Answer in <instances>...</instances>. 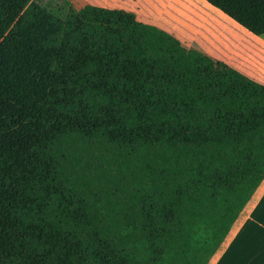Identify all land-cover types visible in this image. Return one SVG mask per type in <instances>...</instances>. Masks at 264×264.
Returning <instances> with one entry per match:
<instances>
[{"label":"trees","instance_id":"16d2710c","mask_svg":"<svg viewBox=\"0 0 264 264\" xmlns=\"http://www.w3.org/2000/svg\"><path fill=\"white\" fill-rule=\"evenodd\" d=\"M206 1L264 36V0ZM135 18L0 0V264H210L264 182V85Z\"/></svg>","mask_w":264,"mask_h":264},{"label":"rangeland","instance_id":"374dc122","mask_svg":"<svg viewBox=\"0 0 264 264\" xmlns=\"http://www.w3.org/2000/svg\"><path fill=\"white\" fill-rule=\"evenodd\" d=\"M70 10L96 4L133 11L131 28L140 31L158 48L201 68L208 57L232 55L235 40L232 20L224 15H200L185 0H77ZM59 6V3H51ZM67 4V3H65ZM63 4V5H65ZM62 5V3H61ZM74 7V8H73ZM217 19L220 21H214ZM224 20V21H222ZM229 46V47H228ZM259 191L242 219L211 260L210 264H264V191Z\"/></svg>","mask_w":264,"mask_h":264},{"label":"crops","instance_id":"0c3cea01","mask_svg":"<svg viewBox=\"0 0 264 264\" xmlns=\"http://www.w3.org/2000/svg\"><path fill=\"white\" fill-rule=\"evenodd\" d=\"M34 1L37 4H39L41 7H43L47 11H49L50 13L56 15L57 17H59L61 19H65L68 12L70 11V8H72L71 7L72 5H69V4L73 3L72 1H77V0H34ZM190 1L191 2H188L189 8L192 9L193 11H195L196 13H197V9L204 10V13L201 11V12H198L197 14H200V15H224V16H226V14H224L221 10H219L216 7L209 4L206 0H190ZM51 3H59L60 5L54 6ZM61 3H62V5H61ZM65 3H67V4H65ZM63 4H65V5H63ZM91 5L97 6V7H103V8H107V9H119V8H113V7L99 6L96 4H91ZM84 7L85 6H83V8ZM193 7H196V9H194ZM79 10H81V9H79ZM119 10H124V9H119ZM124 11H127V10H124ZM128 12H132L135 14V12H133V11H128ZM226 17L228 19H230L228 16H226ZM230 20H232V19H230ZM133 21H131V23ZM232 22H234L232 24L235 28H233V30H231L232 32L228 31V34L231 35V33H233L234 37H235V40L232 44V47L230 48V52H231V54L232 53L233 54L229 55L227 57H222L218 60L225 62L226 64H228L229 66L238 70L242 74L246 75L248 78L252 79L253 81L264 85V36H255L252 33H250L249 31H247L246 29H244L243 27H241L234 20H232ZM131 23L129 24L130 28H131ZM131 29L136 31L138 34H140L141 36L144 37V35L140 31L133 29V28H131ZM195 68H197V67H195ZM197 69H199V68H197ZM262 189L264 191V182L261 184V186L259 187L257 192L254 194L252 200L255 199V197L257 196L259 191ZM252 200L249 202L247 207H249ZM243 213L244 212H242V214L240 216V220L243 217ZM237 223L235 224L236 226L238 225ZM234 228H235V226H234Z\"/></svg>","mask_w":264,"mask_h":264}]
</instances>
